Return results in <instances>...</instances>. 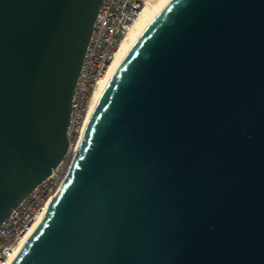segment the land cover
<instances>
[{"label": "water", "instance_id": "1", "mask_svg": "<svg viewBox=\"0 0 264 264\" xmlns=\"http://www.w3.org/2000/svg\"><path fill=\"white\" fill-rule=\"evenodd\" d=\"M102 3L0 0V227L68 154ZM11 264H264V0L166 1Z\"/></svg>", "mask_w": 264, "mask_h": 264}, {"label": "built area", "instance_id": "2", "mask_svg": "<svg viewBox=\"0 0 264 264\" xmlns=\"http://www.w3.org/2000/svg\"><path fill=\"white\" fill-rule=\"evenodd\" d=\"M146 2L147 0H103L73 97L68 154L0 227V264L13 262L22 238L36 220L44 216L60 189L82 139L98 83L106 75L121 41L134 26Z\"/></svg>", "mask_w": 264, "mask_h": 264}, {"label": "bare ground", "instance_id": "3", "mask_svg": "<svg viewBox=\"0 0 264 264\" xmlns=\"http://www.w3.org/2000/svg\"><path fill=\"white\" fill-rule=\"evenodd\" d=\"M167 0H147L145 5L143 6L141 13L139 17L137 18L134 26L129 31V33L123 38L121 41L115 56L110 63V66L108 68V71L106 75L100 80L98 83V86L93 94V98L91 100V104L89 107V111L87 114V122L89 121V118L92 114V111L101 96L104 88L106 87L109 79L111 78L115 68L117 67L118 63L120 62L121 58L125 54L126 50L129 48V46L133 43L134 39L144 30V28L149 24L151 19L156 15V13L159 11V9L166 3ZM42 216L36 220V222L33 224L29 232L22 238L20 244H19V251L24 246L30 235L36 230L38 225L40 224L42 220Z\"/></svg>", "mask_w": 264, "mask_h": 264}]
</instances>
